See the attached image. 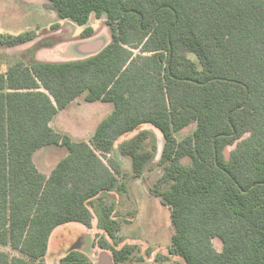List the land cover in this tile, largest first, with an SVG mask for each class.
<instances>
[{"label":"trees","instance_id":"16d2710c","mask_svg":"<svg viewBox=\"0 0 264 264\" xmlns=\"http://www.w3.org/2000/svg\"><path fill=\"white\" fill-rule=\"evenodd\" d=\"M43 1L83 27V38L95 34V18L112 40L96 55L68 60L23 53L0 73V264H55L47 259L55 232L91 229L96 201L100 229L113 240L120 222L108 194L127 193L152 167L150 130L137 132L143 126L164 141V172L144 190L170 211V255L179 264H264V0ZM37 37L32 29L0 34V46ZM83 94L114 111L92 138L73 142L51 121ZM122 137L131 173L113 154ZM48 146L69 154L45 175L33 156ZM99 246L115 263L136 248ZM56 264L94 263L73 249Z\"/></svg>","mask_w":264,"mask_h":264},{"label":"rangeland","instance_id":"374dc122","mask_svg":"<svg viewBox=\"0 0 264 264\" xmlns=\"http://www.w3.org/2000/svg\"><path fill=\"white\" fill-rule=\"evenodd\" d=\"M44 7L43 0H0V34L18 35L27 29H32L38 34L33 42L18 48L0 46V73H5L10 66L17 63L23 53L34 60H68L84 56L85 49L82 44L91 38L97 39L102 47L111 42V32L103 21L92 18L90 26L95 30V34L86 39L81 36L83 27L61 20L55 12ZM55 25L58 27L54 28ZM85 96L86 94L79 96L51 121V127L56 132L67 134L73 142L92 138L98 125L114 111L112 103H89ZM193 128L195 130V127ZM143 129L150 130V138L144 143V149L153 153L152 167L148 165L145 168L142 180L128 183L127 193L114 191L109 193L111 197L106 199L107 205H111L112 202L116 204L120 231L115 233L111 241L104 237V231L100 229L101 212L96 201V207L92 209L95 216L93 227L84 229L75 224L57 229L47 257L48 262H58L73 249L86 253L91 260L101 253L110 254L109 250L100 248L99 241H102L115 248L126 244L136 247L131 259L121 264H179V259L168 252L172 238L170 211L144 190L145 184L152 186L157 183L164 168L158 166L156 162L159 159L155 149L156 130L151 126H143L137 132ZM193 132L177 133L175 137L180 140ZM127 140L128 137L117 140L113 146V154L124 172L131 173V158L120 152L121 144ZM68 154L65 147L48 146L37 150L33 161L41 173L50 175L58 162ZM1 249L13 254L9 248ZM156 249L163 254L165 258L163 261L148 263V260H144L149 252Z\"/></svg>","mask_w":264,"mask_h":264},{"label":"water","instance_id":"95a60500","mask_svg":"<svg viewBox=\"0 0 264 264\" xmlns=\"http://www.w3.org/2000/svg\"><path fill=\"white\" fill-rule=\"evenodd\" d=\"M82 46L85 49V55L84 56L96 55L97 53L101 52L102 49L107 47V46L106 47H102V45L99 43V41L97 39H95V38H91L90 40L84 42L82 44ZM156 138H157L156 151L159 154V159L156 162L159 163V161H160V159L162 157V151H163V148H164V141H163V137L159 133H156ZM92 261H93L94 264H116L114 259H113V257L110 254H108V253H101L100 256H98L96 258H93ZM56 263L57 262H55V264Z\"/></svg>","mask_w":264,"mask_h":264},{"label":"flooded vegetation","instance_id":"af4514ba","mask_svg":"<svg viewBox=\"0 0 264 264\" xmlns=\"http://www.w3.org/2000/svg\"><path fill=\"white\" fill-rule=\"evenodd\" d=\"M158 251L160 250L156 249V250H153L152 252H149L148 255L146 256L147 258H144V260H148L147 261L148 263L163 261L165 259L163 254L159 253ZM109 253L111 254V252ZM116 264H121V263H116Z\"/></svg>","mask_w":264,"mask_h":264}]
</instances>
